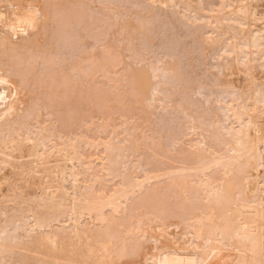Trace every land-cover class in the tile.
Returning a JSON list of instances; mask_svg holds the SVG:
<instances>
[{
    "label": "bare ground",
    "instance_id": "obj_1",
    "mask_svg": "<svg viewBox=\"0 0 264 264\" xmlns=\"http://www.w3.org/2000/svg\"><path fill=\"white\" fill-rule=\"evenodd\" d=\"M151 1L148 0L147 3L151 2ZM153 1H155V0H153ZM153 1H152L151 7L148 5L149 10H150V8H152L153 11H156L155 9L157 7L155 9H153V6H154ZM156 1L159 3L158 7L160 9L164 8L165 11H163V9H162L161 12H163L164 15H166L165 17L167 18V20L170 21V23H169L170 25L172 24L176 28L179 27V28H177L179 30H180V28H183V30H182L183 33H184V29H190L191 35L193 34L195 36V39L191 38V36H189V35H188V37H190L194 43L196 41V44H195L196 48L198 46V48H200L199 50L202 49V52L200 53L201 58H202V56H204L205 57L204 59H207V61H206L207 63L203 62V64H200L201 68L205 63V65L207 66V70L213 69L215 72H213V75H212L213 79L210 78L211 83L208 80L209 78L207 79L206 77H205V79H207L208 81H207V83H205L206 81H205L204 77L201 76L203 78H200V79L198 78L199 80L195 84H192V82L195 79H192V81H190L191 79L190 80L188 79L189 75H188V71H186V69H185V71L187 72L186 75L188 76V78L185 75H184V77H186V78H183V74H185V73L181 72L179 69L180 67H181V70L184 69L181 65L182 63L180 64L181 66H179L180 62H178V65L175 62L174 63L163 62L161 66H158L159 67L158 68L155 65H153V64H155L153 61V64H152L153 67L151 65H150V67L148 66L150 69L149 68H147V69H149L150 71H147L146 68L144 69L141 66L140 60H139V63L136 62L137 64H135V66L140 64L141 67H137L135 70H132V73L129 72V73H131L130 76L125 74L126 78H124V79H127V77H129V78L131 77L130 80L128 78V80H126V81H128L130 85L134 86V89H133V86H131V87L129 86V87L131 89H133V92H134V90L136 91V94H137L135 97V98H137L136 100L139 101V99H140L139 103H138V101L136 102L137 107H138V104H140V106H141L142 102L144 103V100L145 101L147 100V102L150 101V102H148V105H150L149 108H151V106L153 107V105H151L149 103H152V102L156 103V101H157V103H158V101H160V102L162 101L164 103H166V101H167L168 103H166V105L167 104L170 105L169 104L170 101L172 102L174 99L172 100V98H171L170 101H168V99L171 96L173 97V95H170V97H169V94H166V93H165V95H168V96L163 95L162 90H161V88H163V86L162 85L159 86V83L163 82L162 79H164L166 77L167 79H169V78L171 80L173 79L172 82L170 81L171 83H169V81L167 80L168 83L171 85V86L169 85L170 86L169 88H172V89L176 88L177 90L179 89L178 92H176L177 90H175V93H179L180 90L183 89L184 92L188 90V93L190 92V94L192 96L196 97V101L190 100L189 101L190 104L188 105V107L186 106L187 109H189L190 113L191 112L192 113H198V114L203 113V115H204L205 112L206 113L208 112V114H209V117L208 116L206 117L207 120H206V118L204 119V117L199 114L201 117H203L202 119H204L205 122L207 121L206 123H209V121L211 123V124H207V126L209 125V127L210 126L212 127L211 128L212 130H209L210 129L209 127L206 128L207 131L209 132L208 135H206L207 131L205 132V135L202 132H200L202 130L200 124L203 123V126H204L203 130H205V127H207V126H205L206 124L203 122L204 120H202L201 118H198L195 120V122H196L197 120L199 121L201 119L202 122L197 121L198 126H196L194 124L193 125V127L195 126L194 130L192 129L193 127L189 126L190 124L188 125L189 127H187L188 130L189 129L192 130V131H189V133H190L189 135L192 136V138H193V136H195L193 139L190 138L191 140H189V138H188V140L191 142L190 143L191 145L190 144H187V145H189L190 147L194 146L193 149L196 148L195 150L199 151V154H198V152L196 153V151H191V152L196 153L197 156L196 155L194 156L193 153H192V155H193L194 159L195 160L197 159V160L195 161V160L191 159L192 160L191 163L193 161H195V162H193L192 164L190 163L189 166H188V164H185V162H183L184 164H182V166L181 165L180 166L174 165L175 166V167L173 166L174 168L179 167V168H176L174 170L172 167H169L170 169H168V168H167V170L162 169L164 171H162L160 169V171H158L159 166L158 167L156 165L153 167L150 166L151 168H155V170L157 169L158 172H156L154 174H149L147 172H149L151 170V168L149 169V171L146 170L147 172L143 173L142 171H140L141 169H139L140 166L138 167L139 163L138 164H137V162L134 163V158L136 156L140 155L138 153H140L141 150L142 151L144 150V149H142L143 143H144V146L146 145L145 139L139 138L140 136H143V135H141L140 132H139L140 135L138 136L139 139H137V137L136 138L134 137L133 134L135 133V130H136L134 125L131 127H127L125 129L123 128L124 131H123V129L121 130V133H124V134H122V135H124L122 138L118 136V134H120L119 133L120 130H118V134L117 133L114 134L113 133L114 129H112L111 130L112 132L111 131L110 132L114 135L111 136V134H108L109 136H111L110 138L105 136V138H109L107 140H105V138L100 139L102 137L101 135L99 136V138H96V140L89 139L90 138V137L88 138L89 135L86 137H85V135H83V136L78 135V137L76 136L77 138H73L74 135H73V137H72V135H70L71 136L70 138L66 135L67 139L65 138V139L60 140L59 134H57L58 136H56V132H54L55 128L54 129L52 128L53 131L51 130L52 132L49 133L50 128L48 129L47 126H49L51 124L50 121H52V123H53V120L49 121L47 118V120L50 122V124L46 125L45 123H47V120L45 123H44V121H41L42 115H41L40 111L37 108H35L34 106H32V107L37 109L38 112L36 111L35 112L36 114L34 113L35 116L33 117V115L30 113V111L32 112V107H31L32 104L30 103V105H29V103H28L29 108L31 107L30 110H29L27 105H25V106L23 105L25 100H27V98L29 97V94L27 91L30 89H28V88H30L32 86H36L34 88L32 87L34 89V91L37 92L35 95L39 94L37 88H39V90L42 91V92H40L41 95L43 94V92H44V94L47 93L46 89L48 87L47 84L49 85V83L47 82V84H46L45 79L48 80V78H50V74H52V73H50L49 76L45 74L46 77H48V78H43L45 75L41 76L40 75L41 73L38 72L39 74H37V75H39L40 77L39 76L35 77L33 75L35 79L39 77L38 79L34 80L33 77L28 78L27 77L28 75H27V73L24 72V70L27 71L26 69L30 68L28 66L32 63L30 61L31 59L33 60V62L36 60L34 58V56H37V55H38V57L42 56V57H40V58H42L41 61H43V58H44V61L48 60V62L47 61L45 62V65H46V63L51 62V61H49V59L51 58V60H52V56L55 57V55H57L56 53H58L60 46H58L59 48H57L58 50L56 51L55 45H57V44L54 45V43H55L54 40H56L58 37L54 39L53 33L49 34L48 31L51 32V30H48V29L51 27H55L54 29H56L57 26L58 27L62 26L61 23L64 24V22H67V19L64 21L63 11L61 10L62 7L63 8L65 7V6H63L65 1L64 0H40V1L38 0V2H36V0H0V264H126L128 262H131V260L133 261V259H136V257L141 255L138 252H135V253L133 252V251H136L137 246H139V244L137 245V241H136L138 238L141 240L146 239V240L151 242V243L149 242L151 244L149 246V244L148 243L146 244V241H145V245L146 246L148 245L150 250L149 249L147 250L145 248L146 246H144L146 251H143L142 252L143 255L140 256V258L142 256H143L142 259L144 258L143 261L141 259V261H142L141 264H264V25H263V23H261V22H264V18H262L260 16H256V14H254V12L256 11V8L259 7V9L260 8L262 9L264 7V0H209V1L208 0H156ZM39 2H41V5L40 4L38 5V9H39V6H41L40 9L42 8V10L41 11L39 10L38 13L39 14L42 13V14H40L41 16L36 12L38 9L37 10L34 9L35 7L37 8L36 3H39ZM72 2H73V0H72ZM118 2H119V0H118ZM80 3H77V5ZM112 3H113V1H112ZM143 3H144V1H143ZM67 4L68 3H66V5ZM132 4H135V3H132ZM138 4H137V6H138ZM32 5H35V6H32ZM140 5L141 4H139V6ZM68 6H70V5H68ZM148 6H147V8H148ZM261 6H263V7H261ZM29 7L30 8L33 7V8L28 11ZM72 7H75V6H72ZM72 7H71V9H72ZM48 8H50V9L53 8V10L51 9L49 11ZM66 8H64V9H66ZM105 8H107V7H105ZM80 9L76 8L74 11V15H75L76 10L78 11ZM136 9H139V8H136ZM160 9H157L158 13H157V11L153 12L151 10L152 11L151 15H150V13L148 14V12H149L148 11L147 12L148 15H146V16H148L149 18L148 17L145 18L146 13H144L143 14L144 17L139 16V19H137L138 18V15H137V18L135 19V17L133 16L134 14L131 12V14H133L132 17L137 22L132 20L131 23L126 24L128 26L125 27V25L124 26L122 25L123 27H125L124 29L127 28V36H125V34H123L124 35L123 36L121 33H124V32L121 31L120 34L123 36L121 39L126 37V40H127V37H128V39L129 38L132 40L136 39V41H137V36L135 39H134V36L135 35H141L142 36L144 34H146V37L149 38L150 33L147 34V32H150L152 29L150 26V27H148L149 29L146 31L148 20L150 18H152L151 19V21H152L154 14L158 15ZM259 9H258V11L260 12ZM32 10L35 11L37 16L34 14V17H29V21H27V19H28L27 16L29 15V13H27V11L32 12ZM46 10L51 12V14L49 12H47ZM57 10H60V11H57ZM145 10H148V9H145ZM52 11H53V15H52ZM54 11H55V13H54ZM94 11H95V9H94ZM60 12H62L60 15L61 17L59 16L60 18L59 17H57V18H58V20H60V22L61 21H63V22L60 23L59 21L56 20V18H55V20H54V18L52 20L51 16L56 17L57 14ZM69 12L71 13V11H69ZM112 12L109 16L112 15ZM127 12H129V11H127ZM43 13L46 15L45 17L43 16L44 15ZM119 13L122 14L124 12H119ZM141 13H143V11ZM47 14L51 17L50 19L48 18ZM105 14H107V13H104V15ZM136 14H137V11H136ZM32 15H33V13H32ZM70 15H72V14H70ZM118 15H112V17L116 16V18H117ZM79 16H78V18H79ZM96 16L99 17L98 15H96ZM158 16H161V14H159ZM162 16H163V14H162ZM40 17H42V18H40ZM66 17L67 16L65 15V18ZM102 17L104 18V16H102ZM140 17L143 19H141ZM30 18H32L33 20L34 19L38 20L39 21L37 23L38 25L35 23L36 26H34L35 24H33L32 20ZM130 18H131V16H130ZM82 19H80V20H82ZM107 19H109V18H107ZM113 19H115V18H113ZM119 19H122V18H119ZM30 20H31V23H30ZM70 20H71V18H70ZM84 20L87 21L86 19H84ZM123 20H120V21H123ZM154 20H155V16H154ZM167 20H165V21L167 22ZM108 21H110V20H108ZM258 21L261 24L257 23ZM75 22H76V20H75ZM75 22H72L71 24L75 25ZM164 22L161 23L162 26L165 24ZM59 23H60V25H59ZM78 23L80 24L82 22H78ZM85 23H87V22H85ZM152 23H153V21H152ZM82 24H83L82 26L84 27V22ZM148 24H150V23H148ZM68 25H70V24L67 23V26ZM76 25H78V24H76ZM108 25H110V24L108 23ZM64 26H66V25H64ZM67 26L65 28H67ZM122 26L119 25V27H121V28H122ZM155 26H158V25H155ZM167 26L170 27L169 25H167ZM173 26H171V28ZM42 27H45V28L48 27V29H46L47 31L45 30L43 32V29H45V28H42ZM175 27H173V28H175ZM72 28H74V27H72ZM85 28L86 27H84V29ZM91 28H92V26H91ZM163 28H167V27L164 25ZM163 28H161L162 31L160 30L161 33L167 31V30H164ZM68 29H69V27H68ZM79 29H80V26H79ZM87 29H88V27H87ZM156 29H157V27H156ZM52 30H53V28H52ZM58 30H59V28H58ZM58 30H57V32H55L53 30V32L58 33L59 32ZM64 30H67V29H64ZM77 30H78V28H77ZM115 30H116V27H115ZM119 30H122V29H119ZM173 30H176V29H173ZM173 30L171 31V29H168V32L171 31L170 34L172 35ZM62 31H63V29H62ZM62 31L60 30V33ZM187 31H185V32H187ZM190 31L188 33H190ZM157 32L158 31H156V33ZM177 32L179 34V32H181V31H177ZM62 33H61V35H62ZM84 33H86V32H84ZM91 33H92V31H91ZM162 34H165V33H162ZM56 35H59V34H56ZM65 35H67V33ZM153 35H154V33H153ZM161 35H159V36H161ZM176 35H177V33H176ZM182 35H184V34H181V36ZM69 37L71 38V36H69ZM114 37H115V35H114ZM138 37H140V36H138ZM144 37H145V35H144ZM153 37H155V35ZM166 37H165V35H163V37L160 38L161 41H163L162 38L166 39ZM188 37H187V39H188ZM63 38H64V34H63ZM77 38H78V36H77ZM169 38H171V37L169 36ZM140 39L141 38H139L138 40L140 41ZM150 39H152V38H150ZM103 40H105V38ZM174 40H177V38H175ZM113 41H115V40H113ZM127 41H130V40H127ZM141 41L139 43H141ZM57 42L61 44L60 40ZM100 42H101V40H100ZM116 42H118V41H116ZM120 42H122V41H120ZM130 42H128V45ZM145 42H149V39H148V41H145ZM167 42H172V40L171 41L168 40ZM162 43H164V42H162ZM174 43H175V41H174ZM74 44H72V45H74ZM104 44H106V43H104ZM120 44H122V43L118 42V45H120ZM144 44H146V43H144ZM149 44H147V45H149ZM170 44L172 46V45L178 44V42L176 44H172V43H170ZM187 44H189V42ZM139 45L140 44H138V46ZM142 45H140L139 47H141ZM70 46H71V44H70ZM130 46L131 45H129L128 47H130ZM155 46H157V44ZM185 46H184V48H185ZM193 46H194V44H193ZM81 47H79V48H81ZM93 47H94V45H93ZM151 47H149V48H151ZM62 48H64V47H62ZM62 48H61V50H62ZM66 48H65V50H66ZM165 48H167L166 45H165ZM198 48H197V50H198ZM52 49H54L56 51V53H53L55 55H52V56L50 55L51 56L50 58L45 59V56L46 57H49V56L44 55V53H48V51H49V53H48V55H49V54H51L50 51ZM144 49H148V47L144 48ZM172 49L175 50V46ZM187 49H189V48H187ZM187 49H185V50H187ZM105 50L106 49H104L103 51L108 53V50H106V51ZM193 50H194V48L192 49V51ZM195 51H196V49H195ZM60 52H62V51H60ZM82 52H83V50H82ZM116 52H117V50H116ZM198 52H200V51H197V53H196L197 55L199 54ZM130 53H131V51H130ZM152 53H154V50ZM189 53H191V51ZM71 54H72V51H71ZM177 54H179V53H177ZM43 55H44V57H43ZM105 55H107V54H105ZM176 55H174V52H173V55H171L173 57H169V58L173 59L174 57H177ZM197 55H196V57H197ZM58 56H59V53H58ZM89 56H90V54H89ZM112 56H114V55H112ZM169 56H170V54H169ZM179 56H180V54H179ZM179 56L177 57L178 59H179ZM106 57H108V56H106ZM109 57H111V55H109ZM56 58L58 60V57H56ZM104 58H105V56H104ZM180 58L182 59L183 57H180ZM201 58H199V56H198L199 60ZM73 59H71V61H73ZM81 59H79V60H81ZM109 59L110 58L107 59L109 61L108 63H110ZM150 59H148L147 62L150 61ZM198 59H197V61H198ZM69 60H70V58H69ZM84 60L81 63H84ZM89 60L91 61V58L88 59L87 61H89ZM113 60H111V61H113ZM135 60L133 59V62ZM177 60L174 59V61H177ZM201 60H203V59H201ZM201 60H200V63L202 62ZM25 61L27 62V66L25 65L26 64ZM28 61H30L31 63ZM120 61H121V59H120ZM157 61L155 60V62H157ZM167 61H169V60H167ZM105 62H106V60H105ZM160 62L161 61H159V63ZM193 62L195 63V58H194ZM28 63H30V64H28ZM39 63H42V62H39ZM56 63H55V65H56ZM63 63H62V65H63ZM94 63H95V60H94ZM98 63H99V67H100V62H98ZM98 63H97V65L94 64L95 66H97V68H98ZM113 63H111V64H113ZM115 63L119 64V62H115ZM142 63H144V61ZM186 63H187V61L185 62V65H186V66H184L185 68H187ZM196 63H198V62H196ZM32 64H34V63H32ZM84 64L86 65L87 63L85 62ZM89 64H90V67H92L91 70L93 71V68L95 69L96 67H93L94 65L91 62L88 63V66H89ZM120 64H121V62H120ZM35 65L36 66L38 65V61H37V64L35 63ZM35 65H31V67L34 66V69L30 68L29 74H31V72H30L31 69L33 71L35 70V68H36ZM50 65H53V63ZM75 65H77V64H75ZM102 65H101V69H104V70L106 69V71H107L108 68L105 67L106 65L104 66L105 68H103ZM183 65H184V61H183ZM193 65H195V64H193ZM46 66H48V65H46ZM72 66H74V65H72ZM40 67L44 68L43 66H40ZM60 67H63V66H60ZM39 68L37 71H39ZM70 68L72 70H75L74 68H76V67L72 68L70 66ZM78 68H80V67H78ZM78 68H76L77 71L79 70ZM151 68H153V69H151ZM13 69L17 70V73ZM57 69L55 70V72L57 71ZM59 69L61 70V68H59ZM81 69H80V72H81ZM101 69H98V70H101ZM198 69H199V67H198ZM42 70L43 71H41V72L44 73V69H42ZM49 70L50 69H48L47 71H49ZM72 70L70 71V73L72 72ZM86 70L83 69V71L81 73L78 72L79 75L82 73L84 74L85 72L88 73L87 71H89V72L91 71L90 68H88L87 71ZM189 70H191V69H189ZM193 70H194V67H193ZM193 70H191V71H193ZM205 70L206 69H204L203 71H205ZM75 71H73V72H75ZM109 71H111V70H109ZM113 71L114 70H112L111 74H113ZM10 72L11 73L15 72V73L10 74ZM35 72H36V70H35ZM35 72L32 74H35ZM95 72L97 73V70ZM121 72H122V70H121ZM126 72H124V73H126ZM24 73H25V75H24ZM45 73H47V72H45ZM66 73H67V71H66ZM75 73L72 75H75L78 77L81 76V78H82L83 75L79 76V75H76ZM104 73H105V71H104ZM104 73L99 72V75L104 74ZM108 73H110V72H108ZM129 73H127V74H129ZM191 73L189 72V74H191ZM200 73H202L201 70H200ZM13 74H16V75H13ZM17 74H19V76H17ZM54 74H56V76L60 75V74L64 75V71L60 72L59 74L53 73L51 75V76H53L52 78H54ZM90 74L91 73H89V76H90ZM92 74H91V76H92ZM68 75H69V72H68ZM120 75L122 76V74H120ZM16 76H17V78H16ZM30 76H32V75H30ZM56 76L54 79L55 80L60 79L57 81L59 83V81H61V77L57 76L58 77L57 78ZM94 76H95V73L92 76V78ZM124 76H122V77H124ZM25 77H27L28 79H26ZM67 77H65L66 78L65 79L64 76H62V81H64L63 84L67 83V82L71 83V81H72V83H73V81L75 83V79H77V78H74V76H72L73 77L72 80H70L69 78L67 80ZM106 77H108L107 74H106ZM191 77L193 78V76H191ZM207 77H211V76L208 75ZM87 78H88V75H87ZM89 78L90 79H88V80L90 82L92 80V78L91 77H89ZM97 78H98V76H97ZM101 78H103V77H101ZM154 78H158V80H156ZM160 78H162V79H160ZM29 79H31V80H29ZM50 79H49V81H50ZM54 79H51V83H53L52 80L54 81ZM107 79H110V78L108 77ZM83 80H84V78H83ZM113 80H114V78L112 79V81ZM43 81L45 82L46 85L44 84ZM79 81L80 80H78V82ZM42 82H43L42 85L45 86L44 89L46 91L40 89L42 86L38 85V84H41ZM54 82H55V85L58 84V83H56V81H54ZM78 82H76L75 85ZM83 82L87 83L85 81H83ZM92 82H94V81L92 80ZM97 83H99V82H97ZM71 84H70V86H71ZM125 84H126V82H125ZM155 84H156V86H159L161 88L156 87ZM30 85H32V86H30ZM59 85H60V83L58 84V86H56L57 89L59 88ZM64 85L69 86L67 84H64ZM72 85L74 86V84H72ZM77 85H76V87H77ZM83 85H81V87ZM102 85H105V84H102ZM24 86L25 87L27 86V88L25 89ZM37 86H39V87H37ZM52 86H54V85L52 84ZM61 86H62V88L65 87V86L63 87L62 83H61ZM61 86H60V89H62ZM50 87H51V84H50ZM106 87H107V85H106ZM127 87H128V85H127ZM127 87H125V88H127ZM129 87H128V89H129ZM155 87L159 88L161 91H158ZM165 87L167 88V86H165ZM177 87H180V88H177ZM69 88H71V87H69ZM75 88H72V89L75 90ZM172 89H171V91H172ZM67 90L68 89H66V94H67ZM93 90L94 89H92V91ZM107 90H109V89H107ZM32 91L33 90L31 89L29 93L34 94L35 92L33 93ZM171 91H169V92H171ZM53 92H55V91H53ZM70 92H71V90H70ZM129 92H131L130 89H129ZM163 92H164V90H163ZM80 93H79V96H80ZM89 93H91L90 90H89ZM117 93H119V92H117ZM167 93H168V91H167ZM175 93H174V95H175ZM180 93H182L181 95H179L180 97L182 95H184L182 91ZM40 94L36 97H39V98L45 97L44 94L42 95V97H40ZM66 94L64 95V97L66 96ZM190 94H188L187 97ZM54 95H55V93H54ZM54 95H52L53 98H55V96H57V95L59 96L60 94L58 92L57 95H55V96ZM69 95H71V93ZM85 95H86V93H85ZM89 95H91V94H89ZM81 96H84V95H81ZM98 96H99V91H98ZM107 96H108V94H107ZM107 96H106V98H107ZM117 96H118V98H120L119 95H117ZM47 97H49V96H47ZM84 97H86V96H84ZM95 97H97V95ZM165 97L166 98L169 97V98L165 99ZM185 97H186V95H185ZM33 98L34 97L30 98V100ZM46 98H44V99L49 101V102L51 100H54L52 98H47V99ZM88 98H90V97H88ZM91 98H92V96H91ZM44 99H42V100H44ZM57 99H59V98H56V100ZM61 99L64 100V98H61ZM93 99L96 100L95 98H93ZM108 99L109 98H107V102H108ZM38 100L39 99H37V102H38ZM78 100H80V99H78ZM84 100H86V99L83 98V101ZM104 100H105V98H104ZM141 100H142V102H141ZM187 100H188V98H187ZM201 100L203 101L204 104L206 103V106H207L203 110H200L202 108V107H200ZM31 101L33 102V100H31ZM47 101H45V102H47ZM58 101H61V100H58ZM116 101H117V99H116ZM179 101L180 100H178V104H179ZM51 102H53V101H51ZM55 102L56 101H54L52 103V106L55 104ZM88 102H89V99H88ZM104 102L105 101H103L101 104H103ZM25 103L27 104V101ZM81 103H84V102L81 101ZM92 103L91 104L89 103L90 106H92ZM99 103H100V100L98 101V104ZM42 104H41V106L45 105V103L43 105ZM65 104H66V101H65ZM145 104H147V103H145ZM187 104H188V102H187ZM35 105H36V103H35ZM95 105H96V103L93 106H95ZM148 105H147V107H148ZM160 105H158V106H160ZM26 106H27V108H26ZM57 106L58 105L55 104V107H57ZM98 106H100V105H98ZM142 106H144V105L142 104ZM176 106L178 107L179 105H176ZM180 106L178 107V109L180 108ZM44 107L45 106H43V108ZM46 107L51 109V107L49 106V103H48V106L46 104ZM100 107L98 108L99 110H100ZM121 107H123V106H121ZM182 107H183V105H182ZM186 107H185V109H186ZM203 107H205V106H203ZM38 108H39V106H38ZM48 108H47V110H48ZM104 108H107V106H105ZM25 109H28L29 113L32 115V117L34 119V121H33L34 124L33 123L31 124V122H30V124L27 123L28 111H26ZM55 109L56 108H53V110H55ZM94 109L98 110L96 107ZM166 109H167V107H166ZM175 109H177V108H175ZM101 110H102V108H101ZM103 110L105 111V109H103ZM163 110L164 109L162 108V111ZM182 110L185 112L184 109H182ZM57 111H58V109H57ZM57 111H55V112L53 111L54 114L52 113V115H55V113H57L56 116L53 117V119L55 117H58L61 120L64 119L63 117L61 118V116L58 114ZM73 111L71 114H75V112H73ZM78 111H80V110H78ZM87 111L89 112L90 110H87ZM150 111H151V109H150ZM157 111H154V112H157ZM166 111L169 112V109ZM43 112H44V109H43ZM48 112L49 111H47L46 114L50 115L49 117H51V111H50V113H48ZM61 112L62 113H60V114H63L64 110ZM135 112H137V111H135ZM171 112H172V110H171ZM174 112L177 113V110ZM186 112L188 114L187 118L192 117V116H190L192 113L189 114L188 110ZM11 113H13V114L11 115ZM102 113H100V114H102ZM179 113H181V112L179 111L178 114ZM14 114H15L14 118H16V119L13 118L14 120H12L11 116L13 117ZM46 114H45V117H46ZM90 114H89V116H90ZM161 114H164V112ZM178 114L176 115L177 118H178ZM184 114L186 115V113H184ZM210 114L213 117V118L211 117V120H210ZM57 115H59L60 117ZM183 115H182V117H183ZM205 115H207V114H205ZM133 116L135 117V115H133ZM156 116H158V115H156ZM102 117H104V116H101V118ZM105 117H106V119H105ZM105 117H104V119H105V121H107V116H105ZM125 117H126V115H125ZM134 117H133V119H134ZM173 117H175V116L173 115ZM167 118H169V117H167ZM183 118L186 119V117H183ZM43 119L44 118H42V120ZM56 119H54V121ZM60 119H57L56 121L59 120L58 122L60 123V121H61ZM104 119H102V120H104ZM30 120H32V119H28V121H30ZM66 120L68 121V119H66ZM66 120H64V121H66ZM84 120H85V117H84ZM172 120H175V118H173ZM192 120H194V117ZM69 121L71 123L70 119H69ZM72 121H73V119H72ZM109 121L111 122V118ZM97 122H98V120H97ZM118 122H119V120H118ZM83 123H85V122H83ZM128 123H129V121H128ZM137 123H138V121L135 124H137ZM81 124L82 123H80L79 126H81ZM89 124H90V122H89ZM93 124H92V126H94ZM104 124H105V122H104ZM130 124H132V122ZM184 124H182V125L184 126ZM63 125L64 124L62 123V125L57 126L58 130H59V127L63 126ZM72 125H73V123H72ZM85 125H86V123H85ZM85 125H84V127L87 126V125L86 126ZM97 125H99V126H97V128L99 129V132L100 131L105 132L106 129H105L104 125H102V124H97ZM113 125H114V123L112 124V126ZM92 126H90V127H92ZM112 126H110V127H112ZM119 126H121V125H119ZM125 126L126 125L124 124V127ZM183 126H181L182 129L185 128ZM65 127L68 128V125ZM90 127L89 128L86 127V129L84 128L83 131L87 130L89 132L88 129H90ZM136 127H137V125H136ZM113 128H115V127H113ZM196 128L197 129L200 128L201 130L198 131ZM62 129H66V128L62 127ZM94 129H96V127ZM176 129H177V127H176ZM92 130L90 131L91 138H92ZM184 130H186V129H184ZM73 131L74 130H72V132ZM94 131H96V130H94ZM107 131H109V130H107ZM142 131L143 130H141V132ZM210 131H212V132H210ZM181 132H182V130H181ZM80 133H78V134H80ZM105 133H107V132H105ZM184 133H185V131H184ZM72 134H74V133H72ZM186 134H185V137H189V135L187 134V136H186ZM174 135H176V134H174ZM174 135H173V139H174ZM181 136H184V135H181ZM55 137L56 138L58 137V141H56ZM97 139H99V140H97ZM177 139H178V137H177ZM141 140H143V142ZM189 141H188V143H189ZM177 142H178V140H177ZM148 144H150V143H148ZM151 144H152V142H151ZM157 145H159V144L157 143ZM172 145H174V143ZM216 145H217V148H220L219 150H217V148L215 149ZM81 146L85 147V149H86V147L89 148L88 150H90V151L88 153L90 156L88 154H85L86 151H88V150H85V152H83L84 149L81 151H78V148H80ZM146 146H148V145H146ZM186 146H184V147H186ZM150 147H151V145H150ZM147 148H149V146ZM153 148H154V145H153ZM186 148L188 151L189 147H186ZM92 149L98 150V152H100L101 155L95 157L94 154H96V153H94V152H97V151H92ZM169 149H171V148H169ZM178 149H180V148H178ZM152 150L153 149H151V151ZM173 150H174V148H173ZM91 151L93 153L94 158H90V157H92V155L90 154ZM82 152H83V154H82ZM154 152L156 153L157 151H154ZM180 152L182 153L183 151H180ZM146 153H148V152H146ZM142 154L145 155V153H142ZM182 154H184V153H182ZM87 155L89 157H86ZM172 155H173V153H172ZM179 155H177V157ZM50 156H55L56 158L51 160ZM174 156L175 155H173L172 157H174ZM188 157H189V154H188ZM158 158H160V156ZM161 158L163 159V157H161ZM180 158H182V157L180 156ZM183 158L185 159V157H183ZM137 159H138V157H137ZM140 159H142V158L140 157ZM143 159H145L144 161H146L149 158H147V159L143 158ZM176 160L179 161V159H176ZM176 160H174V161H176ZM186 160H189V159H186ZM139 162H140V160H139ZM179 162H181V161H179ZM187 162H189V161H187ZM147 163H149L148 160H147ZM159 163H160V161H159ZM125 165H126V167H125L126 169H124ZM143 165H144V163H143ZM167 165H169V164H167ZM171 165H173V164H171ZM184 165H186V166H184ZM190 165H192V166H190ZM121 166L123 167L122 168L123 170L120 168ZM145 166L146 167H141V168H148L147 165H145ZM8 167H10V169H11L10 173L5 172V170ZM94 167L96 168V171H95ZM162 167H160V168H162ZM164 168H166V167H164ZM155 170L152 172H155ZM92 171H94V172H92ZM97 171H99L100 173ZM143 171H145V170H143ZM82 172L85 174H82ZM92 173H93L92 178L94 180L97 179V177L94 178V175L97 176L98 174H99V176H98L97 180H100L99 178L102 176L101 173L109 177V179L104 178L105 180H111V179L115 180V178H116V179H118L117 180L118 182L116 181L117 185L114 183L115 181H113L114 184H112V185H115V186H113V187L111 186L112 187L111 188L108 185H104V186H107V188L102 190L101 187L99 188L97 186V185H103L104 184L103 183L104 180L102 179V182H100L101 181L100 180L99 183L96 184V187H95L96 189L94 190V188L91 186V185H95V184H93L94 181H93V179L91 180V178H88V177H90V175ZM86 174H88V176ZM79 175H81V176L79 177ZM83 175L88 179V183L85 182L87 180L86 178H83V179H85V181L82 179ZM162 176H164V178L166 180L168 178L169 181L177 180V183H179L178 186L175 188L177 183H176V185H175V183H173L174 185L172 184V186L174 188L169 189V187H171L170 186L171 182H169L167 180V182L170 183V184L169 183L167 184L169 187L166 184L161 185V188H162V186H165V189H163L164 188L163 187L162 191L166 190L162 193L161 189L159 188V186H160L159 184H162V181H164V178ZM167 176H169V177H167ZM161 177L163 179H161ZM175 177H177V179H175ZM152 179H159L162 181L158 180L157 183H159V184L157 186V184H156L157 180L156 181L153 180L155 182L153 185H152V183L151 184L148 183ZM97 180H96V182H98ZM80 181H84V182H81V184L83 183L81 186L82 190L80 189L81 188L80 185H78V182L80 184ZM90 181H92L93 183L91 184ZM164 182L166 183V181H164ZM89 183L91 185H89ZM101 183H103V184H101ZM146 183L152 185L153 187L156 185V187L158 189L157 188L153 189V192H152L151 188H153V187H150V189H148L149 190V192H148V190H146L147 187L144 186V184H146ZM104 186H102V188H104ZM166 186L168 187V189L170 191H171V189H173V191H172L173 193L170 192L169 194H173L175 197H176V195H178L181 192H182L181 194L184 196L185 193L190 188L193 189V193H191V194L193 195L195 193V195H193L194 197L192 195H191L192 198L187 199L186 198L187 196L186 197L184 196V197L187 199V201L191 200V203L195 204V202L197 201L195 199H197L200 196L198 198L197 202H198L199 206L201 205L200 207H198L197 202H196V205L198 208L196 207V209H195L196 211H194L195 213L191 214V216L189 215V217H188V215H187L188 218L187 217L185 218V216H183L184 213L182 215L181 211L179 212L180 217L178 216L179 214L177 215L178 212L173 213V211H175V207H172L171 209L174 208V210H172V212L171 211L170 212H171L172 216H174V218L171 215L169 216V218L171 217L173 219L172 220L170 218L171 221H173V223H174L173 231H177V232L170 231L171 234L166 229V227H168V226L170 227V224L167 226H163V225H166L168 223H171V221H169L168 217H166V218H168V219H166L167 221H164L165 215H163L162 213H164L165 210L168 212V210L166 208H170L172 206V205H170V202H172L171 200L174 198L173 201L174 200L176 201V198L173 195L172 196L168 195L169 197H173L170 200V198L166 195L167 193H165V192L169 191V190L167 191ZM143 188H145L144 191L147 192V193L143 192L146 197L144 196V194H142V197L141 196L139 197L138 195H140V194L138 193V191L143 190ZM99 189H101V190H99ZM107 189H108V191H106ZM159 189H160V191H159ZM136 191H137L138 195H135ZM154 192L155 193L157 192V193L153 194ZM188 192H192V191H188ZM148 193H150L152 195H150ZM158 193H160V194H158ZM147 194H148V196H147ZM186 194H190V193H186ZM134 195H135V197L133 199H134L135 203L133 202V199H131ZM149 195H150V197H149ZM157 195H158V197H156ZM159 195H160V197L162 195L161 198H163V199H160ZM136 196H138V198ZM154 197H156L155 198L156 201L159 199L157 202H155L156 204H154V201H155ZM164 197H165V199L169 198L168 199L169 201L167 199L165 200ZM195 197H197V198H195ZM145 198H147L148 200H146ZM185 198H184V200H186ZM130 199L132 200L133 204H131L132 202L129 201ZM135 199H137V200H135ZM138 199H141V200L138 201ZM153 199H154V201H153ZM182 199H183V197H182ZM199 199L203 200V202H200ZM151 200H152V202H150ZM143 201H145V203ZM164 201L168 202L166 205H163V206H165L164 207L165 209L161 207L162 204H165ZM128 202H130L129 203L130 206H129ZM146 202L150 203V204L146 205ZM182 202L183 201H181V204H182ZM199 202H200V204H199ZM172 203L174 204V202H172ZM183 203H186V202H183ZM140 204L143 205L144 207L140 206ZM179 204H180V202H179ZM131 205H132V208H131ZM133 205H134V207H133ZM188 205H189V203H188ZM191 205H193V204H191ZM203 205L205 206V208ZM139 206L142 210H140ZM177 206H179V205H177ZM136 207L140 211H138V209ZM155 207L157 208L156 210H155ZM182 207L185 208L184 205ZM130 209H132V210H130ZM133 210H135L136 213L131 214V211H133ZM119 212H121V214L122 213H124V214L126 213V214H125V216H123L124 214L121 215V217H120L121 219H118V217H116L115 215H117ZM167 212H165V213H167ZM192 212H193V210H192ZM160 213L162 216L160 215ZM129 215H132V216H129ZM151 215L153 217L157 216L156 219H159L161 221L163 220V224L161 225V221L159 223V221L155 220L153 217H151ZM175 215H176L177 220L175 219ZM118 216H120V215H118ZM158 216L159 217L161 216L160 218H162V219L158 218ZM166 216H168V213L166 214ZM152 218L155 220V222L157 221L159 224H156L154 221H152V224H151V220H153ZM83 219L84 220L85 219L92 220L93 224L96 222V224H98L100 226L98 229H95L96 226H95V228L90 227L91 230L86 227V229H87L86 230L84 225H83ZM114 219H117V220H114ZM178 220H179V223H178ZM93 221H95V222H93ZM173 223L171 224V226L173 225ZM81 225H83V226H81ZM70 226H73V227L70 228ZM155 226L156 227L160 226V227H159V229H157ZM162 226L164 228H162ZM76 227H81V228L84 227L82 229H84L85 231L84 230L79 231L78 229H81V228L77 229ZM160 228H162V229H160ZM171 228L172 227H170V229ZM175 228L177 230H175ZM153 229H155L156 231H154ZM163 229L166 230V232ZM160 230H161V232H158ZM162 231H164V232H162ZM80 233H82V234H80ZM175 233H177V234H175ZM124 235L127 238H128L127 235H129V238H133V241H131L130 243H128V241H127V243L129 245L128 244L126 245L125 242H123L124 240L126 241V239H127V238L123 237ZM169 236H172V237H169ZM123 238H124V240H122ZM134 238H137V239L135 240ZM170 238L171 239L175 238V239L171 240ZM141 240H138V243H140ZM165 243L168 245L170 243V244H172V246L169 245V247H168V245L166 246ZM141 245L142 244H140V248L143 249V246H141ZM136 264H137V262H136ZM139 264H140V260H139Z\"/></svg>",
    "mask_w": 264,
    "mask_h": 264
},
{
    "label": "rangeland",
    "instance_id": "obj_2",
    "mask_svg": "<svg viewBox=\"0 0 264 264\" xmlns=\"http://www.w3.org/2000/svg\"><path fill=\"white\" fill-rule=\"evenodd\" d=\"M40 1V0H39ZM65 1V3H64V5L63 6H65L64 8H66V9H64L63 7L61 8V10L63 11V18H64V21L67 19V22H64V24L63 23H61V22H63V21H61L60 22V20H58V18L57 17H59L60 15H61V13L62 12H60V13H56L57 14V16L56 17H54V16H51L52 17V20H53V18H54V20H55V18H56V20L57 21H59L60 23H61V27L59 26H57V28L56 29H54L55 27H51V28H49L48 29V27L47 28H45V27H42V28H45V29H43V32L46 30V29H48V30H51V32L50 31H48L49 32V34L51 33H53V35H54V39L55 38H57L56 40H54V45L55 44H57V45H55L56 47V51L58 50L57 48H59L58 46H60V48H59V50H58V53H59V56H58V53H56V51L54 50V49H52L51 51H50V53L51 54H49L48 55V53H49V51H48V53H44V55H47V56H49V57H46L45 56V59L47 58H50L52 55H55V54H53V53H56L57 55H55V57L54 56H52V60H51V58L49 59V61H51L50 63H46V65H48V66H46L45 65V62L47 61L48 62V60H46V61H44V58H43V61H41V59L42 58H40V57H42V56H40V57H38V55L37 56H34V58L37 60L38 58V65L36 66L35 65V63L37 64V61L35 60L34 62H33V60L31 59L30 61L32 62V63H34V64H32L30 61H28V62H30V63H28V64H30L28 67H30V68H33L34 69V66L33 67H31V65H35V70H36V72H35V70L33 71L32 69H31V74H29V69L26 67L27 66V62L25 61V67L27 68L26 70L27 71H25L24 70V72L25 73H27V77L29 78H31V77H33L34 78V76L36 77V76H39V75H37V74H39V73H41L40 75L41 76H43V75H48L49 76V74L50 73H57V74H59L60 72H62V71H64V75H57V76H59V77H61V81H59V83H60V85H59V88L57 89V87L56 86H58V80H60V79H54L55 78V76H56V74H54V78H52L53 76H51L52 74H50V78L51 79H54V81H56V83H58L57 85H55V82L52 80V82L53 83H51V79L50 78H48V77H46V75L43 77V78H48V80L47 79H45V82H46V84H47V82L49 83V85L47 84V91L44 89V85H42L43 84V82L41 83V84H38V85H41L40 87V89H42V90H45L47 93H45L44 94V92H43V94H44V96L45 97H42V95L40 94V92H42L41 90H39V88H37L38 89V92H39V94H40V97H42V98H39V97H36V96H38V95H35L37 92H35L34 91V87H36V86H32V85H30V86H32V87H30V88H28V89H32L33 91V93L34 94H30L29 92H30V90H28L27 92H28V94H29V97L30 98H32V97H34L33 99H31V100H33V102L30 100V98L28 97L27 98V100H25V102L27 101V104L24 102V106L25 105H27L28 106V108H29V105H30V103L32 104L31 105V107L32 106H34L35 108H37L39 111H40V113H41V115H42V118H44L43 120H42V118H41V121H44V123L46 122V120H47V118H48V120L50 121V120H53V123H52V121H50L51 122V124H50V122L47 120V123H45L46 125L48 124H50L49 126H47L48 127V129L50 130V132L49 133H51L52 131H53V129L55 128V130H54V132H56V136H58L57 134H59V136L61 137H59V139L61 140V139H65L67 136L70 138L71 136L70 135H72V137H73V135H74V137L73 138H77L78 137V135H85V137L86 136H88V138L89 139H93V140H96V138H99V136L101 135L102 137L100 138V139H103V138H105V136L106 137H111L112 135H114V134H118V130H120V134H118V136L119 137H123L124 135H122V134H124V133H121V130L124 128H127V127H131V126H135V133L133 134L134 135V137L136 138L137 137V139H139V138H141V139H145V141H146V145H148L149 146V148H147L148 146H144V143H143V146H142V149H144L143 151L141 150L140 151V153H138V154H140L139 156L142 158V159H140V157L139 156H136L135 158H134V163L135 162H137V164H138V167H139V169H141L140 171H142L143 173H145V172H147V171H149V169L151 168V167H153V166H159L158 167V171H160V169L162 170V169H164V170H167V168L168 169H170L169 167H172L173 168V170L174 169H176V168H179V167H176V168H174L175 166H182V164H184L183 162H185V164H188V166H189V164L191 163V161L192 160H195L194 159V157H193V155H192V153L194 154V156L196 155V153L198 152V154H199V151H196L195 149H193V147L191 146H189V145H187V144H190L191 142L189 141V140H191V139H193L195 136H193V138H192V136H190L189 134V131H192V130H188L187 129V127H193V125L195 124L196 126H198V122L199 121H201V119L204 117V119L208 116L209 117V114H208V112L206 113H204V115H203V113H199L200 115H202L203 117H201L198 113H190V111H189V109H187V107H188V105L190 104V100H192V101H196V97L195 96H192L191 94H190V92L188 93V90L187 91H185L184 92V90L183 89H181L180 90V92L182 91L183 92V94L184 95H182L181 97L179 96V95H181L182 93H175V90H177L176 88H169L171 85L169 84V83H171L172 81H173V79L171 80L170 78L169 79H167L166 77L164 78V79H162V78H160V79H162L163 80V82H161V83H159V86H163V88H161V87H159V86H156V84H155V86L156 87H159V88H161V90H162V93H163V95H165V93L166 94H169V97H170V95H173V97L171 96L169 99L168 98H166L165 97V99H168V101H170L171 100V98H172V102L170 101V105H166V103H168L167 101H166V103H164V102H160V101H158V103H157V101H156V103L155 102H152V103H149V104H151V105H153V107L151 106V108H149V106L150 105H148V102H150V101H148L147 102V100L145 101L144 100V103L142 102V100H141V102H142V104L144 105V106H142V104H141V106H140V104H138V107H137V101L138 100H136L137 98H135L136 97V91L134 90V92H133V89H134V86L133 85H130L129 84V82L128 81H126V80H128V78L129 77H127V79H124V78H126V75H129L130 76V74L132 73V70H135L137 67H143L144 69L146 68V70L147 71H150L149 69V67H150V65L153 67V65H155L156 67H158V66H161L162 65V63L163 62H170V63H177V65H178V62H180L179 63V66H181L182 65V67L184 68L183 70H181V67L179 68L180 69V71L181 72H183V73H185V74H183V78H186V77H184V75L185 76H187L186 74H187V72L186 71H188V75H189V78H188V76H187V78L190 80V81H192V79H195L193 82H192V84H195L200 78H203L204 77V79H205V77L209 80V82H210V78H212L213 76V72H215L213 69H209V70H207V66L205 65V63H204V67L202 66V68H201V65L200 64H203V62H206L207 61V59H204L205 57L204 56H202V58H201V56H200V53L202 52V49L201 50H199L200 48H198V46H197V48H198V50H197V48H196V46H195V44H196V41L194 40L195 39V36L192 34L191 35V31H190V29H184V33L182 32V30H183V28H180V30L179 29H177V28H179V27H175V26H173L172 24L170 25L169 23H170V21L169 20H167V18L165 17L166 15H164V13L163 12H161L162 11V9H163V11H165L164 10V8H159L158 7V5H159V3L155 0V1H153V3H154V6H153V9H155L156 7V11H157V9H160V11H159V14H161V16H158L157 14H154V16H155V20H154V16H153V23H152V21H151V19L152 18H150L149 20L151 21H149L148 20V23H150V24H148L147 22V29H146V31L149 29L148 27H150L151 26V31L150 32H147V34H149V38L148 37H146V34H144L145 35V37L147 38H145L144 37V35H135L134 36V39L136 38V36H137V41H136V39L135 40H132V39H128V37H127V40H132L131 42L130 41H127L126 40V37H124L123 39H121L124 35L123 34H125V36H127V28L126 29H124L126 26H128V25H126V24H128V23H131V21L133 20V21H136V20H134V18L132 17V15L135 17V19L137 18V15H138V18L137 19H139V16H142V17H144V13H146L145 14V18L146 17H148V16H146V15H148L149 13H150V15L152 14L151 12L153 11L152 10V8H150V10H149V6L151 7V5H152V1L151 0H149V1H151V2H149V3H147L148 2V0H119V2H118V0L116 1V0H73V2H72V0H64ZM68 1V2H67ZM76 1V2H75ZM97 1V2H96ZM105 1V2H104ZM112 1H113V3H112ZM143 1H144V3H143ZM209 1V0H208ZM36 2H38V0H36ZM70 2V3H69ZM72 2V3H71ZM81 2V3H80ZM110 4H109V3ZM141 4L140 6H139V4ZM156 2V3H155ZM66 3H68L67 5H66ZM75 3V4H74ZM77 3H80V4H78L77 5ZM103 3V4H102ZM115 3V4H114ZM132 3H135V4H132ZM147 3V4H146ZM37 4V8L35 7L34 9H38V5L40 4L41 5V2H39V3H36ZM74 4V5H73ZM128 4V5H127ZM137 4H138V6H137ZM143 4V5H142ZM68 5H70V6H68ZM77 5V6H76ZM149 5V6H148ZM32 6H35V5H32ZM72 6H75V7H72ZM86 6V7H85ZM94 6V7H93ZM114 6V7H113ZM117 6V7H116ZM147 6H148V8H147ZM40 7L41 6H39V9L36 11L37 13L39 12V10L41 11L42 10V8L40 9ZM70 7V8H69ZM71 7H72V9H71ZM85 7V8H84ZM89 7V8H88ZM92 7V8H91ZM105 7H107V8H105ZM139 8V9H136V8ZM142 7V8H141ZM146 7V8H145ZM261 7H263V6H261ZM33 7H29V9H28V11L30 10V9H32ZM74 8V9H73ZM80 9V10H76V12H75V15H74V11H75V9ZM83 8V9H82ZM87 8V9H86ZM111 8V9H110ZM52 10H53V8H51ZM50 8H48V10L50 11L51 10ZM85 9V10H84ZM94 9H95V11H94ZM100 9V10H99ZM110 9V10H109ZM115 9V10H114ZM143 11V13H141L142 11ZM145 9H148V10H145ZM258 9H259V7L258 8H256V13L254 12V14H256V16H260V17H262V18H264V7L261 9H259L260 10V12L258 11ZM48 10H46L47 12H49ZM84 12H83V11ZM89 10V11H88ZM92 10V11H91ZM137 11V14H136V11ZM152 10V11H151ZM263 10V11H262ZM27 11V13H29V15L27 16L28 17V19H27V21H29V17H34V14L36 15V13H35V11H33L32 10V12H28ZM44 11V10H43ZM57 11H60V10H57ZM56 11V12H57ZM69 11H71V13L69 12ZM73 11V12H72ZM82 11V12H81ZM113 11V12H112ZM127 11H129V12H127ZM134 11V12H133ZM146 11V12H145ZM149 11V12H148ZM156 11H153V12H156ZM68 12V13H67ZM79 12V13H78ZM81 12V13H80ZM107 13V14H105L104 15V13ZM111 12H112V15H118L117 16V18H116V16L114 17H112V15L111 16H109L110 14H111ZM115 12V13H114ZM119 12H124V13H122V14H120ZM131 12L133 13V14H131ZM141 14H140V13ZM147 12H148V14H147ZM32 13H33V15H32ZM45 13V12H44ZM43 13V14H44ZM50 14H51V12H49ZM48 13V14H49ZM54 13H55V11H54ZM67 13V14H66ZM88 13V14H87ZM129 13V14H128ZM139 13V14H138ZM157 13H158V11H157ZM39 14V13H38ZM40 14H42V13H40ZM39 14V15H40ZM47 14V16H48V18L50 19L51 17L49 16ZM55 14V15H56ZM70 14H72V15H70ZM81 14V15H80ZM162 14H163V16H162ZM260 14V15H259ZM262 14V15H261ZM32 15V16H31ZM52 15H53V11H52ZM65 15L68 17H66L65 18ZM70 15V16H69ZM80 15V16H79ZM93 15V16H92ZM96 15H98L99 17H97ZM125 15V16H124ZM158 17H157V16ZM37 16V15H36ZM41 16V15H40ZM44 17L46 16L45 14L43 15ZM78 16H79V18H78ZM83 16V17H82ZM102 16H104V18L102 17ZM108 16V17H107ZM121 16V17H120ZM130 16H131V18H130ZM61 17V16H60ZM59 17V18H60ZM89 19H88V18ZM96 17V18H95ZM102 17V18H101ZM109 18V19H107V18ZM127 17V18H126ZM157 17V18H156ZM162 17V18H161ZM259 17V18H260ZM40 18H42V17H40ZM62 18V19H63ZM70 18H71V20H70ZM83 18V19H82ZM92 18V19H91ZM101 18V19H100ZM111 18V19H110ZM113 18H115V19H113ZM119 18H122V19H119ZM133 18V19H132ZM141 18V17H140ZM149 18V17H148ZM31 20H32V22H33V24H37L39 21L38 20H33L32 18H30ZM61 19V20H62ZM74 21H73V20ZM80 19H82V20H80ZM84 19H86L87 21H85ZM95 19V20H94ZM124 19V20H123ZM141 19H143V18H141ZM157 19V20H156ZM159 19V20H158ZM31 20H30V23H31ZM70 20V21H69ZM75 20H76V22H75ZM108 20H110V21H108ZM120 20H123V21H120ZM165 20H167V22L164 21ZM36 21V22H35ZM99 21V22H98ZM126 21V22H125ZM155 21V22H154ZM160 21V22H159ZM169 21V22H168ZM72 22H75V25H72L71 23ZM78 22H84V27H86L85 29H84V27L82 26L83 24L82 23H78ZM85 22H87V23H85ZM117 22V23H116ZM137 22V21H136ZM162 22H164L165 24V26L167 27V28H163L164 27V25L162 26ZM261 22V21H260ZM60 23H59V25H60ZM67 23H69L70 25H68L67 26ZM90 23V24H89ZM94 23V24H93ZM108 23L110 24V25H108ZM113 23V24H112ZM115 23V24H114ZM257 23H259V21L257 22ZM261 23H263V25H264V22H261ZM261 23H259V24H261ZM36 24L34 25V26H36ZM74 24V23H73ZM76 24H78V25H76ZM112 24V25H111ZM169 25L170 27H168L167 25ZM38 25V24H37ZM64 25H66L67 26V28H65L66 26H64ZM104 25V26H103ZM119 25L120 26H124L125 25V27H123L122 26V28L121 27H119ZM149 25V26H148ZM153 25V26H152ZM155 25H158V26H155ZM74 27V28H72V27ZM76 26V27H75ZM78 26V27H77ZM79 26H80V29H79ZM91 26H92V28H91ZM96 26V27H95ZM109 26V27H108ZM155 26V27H154ZM171 26H173V27H175V28H171ZM64 27V28H63ZM68 27H69V29H68ZM87 27H88V29H87ZM90 27V28H89ZM107 27V28H106ZM115 27H116V30H115ZM156 27H157V29H156ZM52 28H53V30L55 31V32H57V30H58V28H59V32L58 33H55V32H53V30H52ZM77 28H78V30H77ZM100 28V29H99ZM155 28V29H154ZM161 28H163L164 30H167L166 32H162V33H165V34H162L161 33ZM62 29H63V31H62ZM64 29H67V30H64ZM74 29V30H73ZM91 29V30H90ZM108 29V30H107ZM119 29H122V30H119ZM154 29V30H153ZM168 29H171V31L173 30V29H176L177 31H181V32H179V34H178V32L176 31V30H173V32H172V35L170 34L171 33V31L170 32H168ZM60 30L63 32H61L62 33V35H61V33H60ZM83 32H82V31ZM87 30V31H86ZM104 30V31H103ZM106 30V31H105ZM113 30V31H112ZM126 32H125V31ZM161 30V31H160ZM188 30V31H187ZM47 31V30H46ZM65 31V32H64ZM77 31V32H76ZM91 31H92V33H91ZM98 31V32H97ZM108 31V32H107ZM118 31V32H117ZM121 31L122 32H124V33H121ZM156 31H158L157 33H156ZM185 31H187V32H185ZM190 31V33H188ZM47 32V33H48ZM70 32V33H69ZM84 32H86V33H84ZM113 32V33H112ZM118 34H117V33ZM168 32V33H167ZM67 33V35H65ZM77 33V34H76ZM123 35H121V34ZM153 33H154V35H155V37H153L154 35H153ZM167 33V34H166ZM176 33H177V35H176ZM56 34H59V35H56ZM63 34H64V38H63ZM82 34V35H81ZM85 34V35H84ZM100 34V35H99ZM153 36H152V35ZM162 34V35H161ZM181 34H184V35H182L181 36ZM89 35V36H88ZM94 35V36H93ZM105 35V36H104ZM107 35V36H106ZM114 35H115V37H114ZM119 35V36H118ZM158 35V36H157ZM159 35H161V36H159ZM163 35H165V37H166V39L165 38H162V40L163 41H161V37H163ZM188 35L189 36H191V38H194L193 40L195 41V43L191 40V38L190 37H188ZM56 36V37H55ZM60 36V37H59ZM62 36V37H61ZM69 36H71V38L69 37ZM77 36H78V38H77ZM83 36V37H82ZM86 38H85V37ZM91 36V37H90ZM104 36V37H103ZM121 36V37H120ZM138 36H140V37H138ZM169 36L171 37V38H169ZM177 38V40H174L175 38ZM89 37V38H88ZM110 37V38H109ZM118 37V38H117ZM157 37V38H156ZM173 37V38H172ZM186 37V38H185ZM187 37H188V39H187ZM60 38V39H59ZM105 38V40H103ZM139 38H141L140 39V41L142 40L144 43H146V44H144L142 41H141V43H139L140 41L138 40ZM144 38V39H143ZM150 38H152V39H150ZM154 38V39H153ZM61 41V44L60 43H58L57 41H59V40ZM63 39V40H62ZM70 39V40H69ZM75 39V40H74ZM90 39V40H89ZM146 39V40H145ZM148 39H149V42H145V41H148ZM172 40V42H167L168 40L169 41H171ZM190 39V40H189ZM69 40V41H68ZM86 40V41H85ZM100 40H101V42H100ZM108 40V41H107ZM113 40H115V41H113ZM152 40V41H151ZM167 40V41H166ZM180 42H179V41ZM184 42H183V41ZM83 41V42H82ZM97 41V42H96ZM104 41V42H103ZM116 41H118L119 43H122V44H120V45H118V42H116ZM120 41H122V42H120ZM174 41H175V43H174ZM178 42V44H176L177 42ZM57 42V43H56ZM64 42V43H63ZM66 42V43H65ZM128 42H130L129 43V45H131L130 47H128L129 45H128ZM133 42V43H132ZM136 42V43H135ZM162 42H164V43H162ZM189 42V44H187ZM69 43V44H68ZM75 43V44H74ZM99 43V44H98ZM104 43H106V44H104ZM150 43V44H149ZM153 43V44H152ZM162 43V44H161ZM167 43V44H166ZM170 43H172V44H176V45H172L171 46V44L169 45ZM187 45H186V44ZM68 44V45H67ZM70 44H71V46H70ZM72 44H74V45H72ZM84 44V45H83ZM113 44V45H112ZM125 44V45H124ZM133 44V45H132ZM138 44H140V45H142L141 47H139L138 46ZM147 44H149V45H147ZM157 44V46H155ZM159 44V45H158ZM164 44V45H163ZM192 44V45H191ZM193 44H194V46H193ZM63 45V46H62ZM93 45H94V47H93ZM101 45V46H100ZM117 45V46H116ZM147 45V46H146ZM165 45H166V47L168 48H165ZM169 45V46H168ZM179 45V46H178ZM185 46V48H184V46ZM189 45V46H188ZM64 47V48H62V47ZM82 46V47H81ZM90 46V47H89ZM145 46V47H144ZM152 46V47H151ZM162 46V47H161ZM171 46V47H170ZM174 46H175V50L174 49H172V48H174ZM178 46V47H177ZM67 47V48H66ZM79 47H81V48H79ZM93 47V48H92ZM105 47V48H104ZM112 47V48H111ZM118 47V48H117ZM124 47V48H123ZM148 47V49H144V48H147ZM149 47H151V48H149ZM191 47V48H190ZM61 48H62V50H61ZM65 48H66V50L68 51H66L65 50ZM90 48V49H89ZM92 48V49H91ZM103 48V49H102ZM108 48V49H107ZM155 48V49H154ZM177 48V49H176ZM182 48V49H181ZM187 48H189V49H187ZM194 48V52L192 51V49ZM98 49V50H97ZM102 49V50H101ZM104 49H106V50H108V53L107 52H104L103 50ZM170 49V50H169ZM185 49H187V50H185ZM195 49H196V51H195ZM54 50V51H53ZM82 50H83V52H82ZM100 50V51H99ZM105 50V51H106ZM113 50V51H112ZM116 50H117V52H116ZM133 50V51H132ZM149 50V51H148ZM153 50H154V53H152L153 52ZM191 51V53H189L190 51ZM60 51H62V52H60ZM71 51H72V54H71ZM74 51V52H73ZM86 51V52H85ZM112 51V52H111ZM130 51H131V53H130ZM160 51V52H159ZM174 52V55H176L177 53H179L180 54V56H179V54H177L176 56L178 57L179 56V59L177 58V57H174L173 59L172 58H169V57H173V56H171V55H173V52ZM177 51V52H176ZM180 51V52H179ZM186 51V52H185ZM197 51H200V52H198L199 54L197 55L196 53H197ZM66 52V53H65ZM70 52V53H69ZM76 52V53H75ZM80 54H79V53ZM151 52V53H150ZM157 52V53H156ZM172 52V53H171ZM62 53V54H61ZM75 55H74V54ZM113 53V54H112ZM120 53V54H119ZM130 53V54H129ZM182 53V54H181ZM185 53V54H184ZM68 54V55H67ZM70 54V55H69ZM77 54V55H76ZM89 54H90V56H89ZM105 54H107V55H105ZM149 54V55H148ZM155 54V55H154ZM169 54H170V56H169ZM187 54V55H186ZM192 54V55H191ZM195 54V55H194ZM44 55H43V57H44ZM51 55V56H50ZM109 55H111V57H109ZM112 55H114V56H112ZM185 55V56H184ZM196 55H197V57H196ZM65 56V57H64ZM82 58H80V57ZM85 56V57H84ZM101 56V57H100ZM104 56H105V58H104ZM106 56H108V57H106ZM130 56V57H129ZM198 56H199V58H201V59H203V60H201L202 62L200 63V60L198 59ZM56 57H58V60L60 61H58L57 60V58ZM60 57V58H59ZM75 57V58H74ZM89 57V58H88ZM113 57V58H112ZM118 57V58H117ZM137 57V58H136ZM139 57V58H138ZM142 57V58H141ZM149 57V58H148ZM160 57V58H159ZM162 57V58H161ZM180 57H183L182 59L180 58ZM56 60H55V59ZM69 58H70V60H69ZM74 58V59H73ZM87 58V59H86ZM91 58V61L89 60V61H87L88 59H90ZM95 58V59H94ZM108 58H110L109 60H110V63H108L109 61L107 60ZM133 58L135 61L133 62V59L131 60V59ZM151 58V59H150ZM155 58V59H154ZM157 58V59H156ZM159 58V59H158ZM194 58H195V63L193 62L194 61ZM57 62H55L54 60ZM71 59H73V61H71ZM78 59V60H77ZM79 59H81V60H79ZM86 61H85V60ZM95 60V63H94V60ZM114 59V60H113ZM120 59H121V61H120ZM138 59V60H137ZM143 59V60H142ZM148 59H150V61H148L147 62V60ZM174 59L175 60H177V61H174ZM193 59V60H192ZM197 59H198V61H197ZM84 60V63L86 62L87 64L85 65L84 63H81L82 61ZM101 60V61H100ZM105 60H106V62H105ZM111 60H113V61H111ZM116 60V61H115ZM139 60H140V64H141V66H140V64H138L137 66H135V64H137L136 62H138L139 63ZM155 60L157 61V62H155ZM163 60V61H162ZM167 60H169V61H167ZM181 60V61H180ZM184 61V65H183V61ZM54 61V62H53ZM104 61V62H103ZM126 61V62H125ZM131 63H130V62ZM144 61V63H142ZM153 61H154V63L155 64H153ZM159 61H161L160 63H159ZM187 61V68H185L184 66H186L185 65V62ZM39 62H42V63H39ZM64 62V63H63ZM77 62V63H76ZM79 62V63H78ZM93 63V65L94 64H96L97 65V63L98 62H100V67H99V63H98V68H97V66H93V67H96L95 69L93 68V71L95 70H97V73L94 71H92L91 69H92V67H90V64H89V66H88V63ZM97 62V63H96ZM103 62V63H102ZM114 62V63H113ZM115 62H119V64H117V63H115ZM120 62H121V64H120ZM124 62V63H123ZM150 62V63H149ZM196 62H198V63H196ZM44 63V64H43ZM53 63V65H50V64H52ZM55 63H56V65H55ZM62 63H63V65H62ZM69 63V64H68ZM72 63V64H71ZM74 63V64H73ZM111 63H113V64H111ZM157 63V64H156ZM159 63V64H158ZM182 63V64H181ZM207 63V62H206ZM60 64V65H59ZM75 64H77V65H75ZM103 64V65H102ZM115 64V65H114ZM146 64V65H145ZM153 64V65H152ZM181 64V65H180ZM193 64H195V65H193ZM200 66H199V65ZM59 65V66H58ZM66 65V66H65ZM72 65H74V66H72ZM83 65V66H82ZM85 65V66H84ZM101 65H102V67L103 68H108L107 69V71H106V69L104 70V69H101ZM106 65V66H105ZM121 65V66H120ZM123 65V66H122ZM134 65V66H133ZM144 65V66H143ZM199 67V69H198V67ZM40 66H43L44 68H42V67H39ZM51 66V67H50ZM53 66V67H52ZM57 66V67H56ZM60 66H63V67H60ZM70 66L72 67V68H74V67H76V68H78V67H80V68H78L79 70L77 71V69L76 68H74L75 70H72L71 68H70ZM87 66V67H86ZM105 66V67H104ZM149 66V67H148ZM47 67V68H46ZM55 67V68H54ZM68 67V68H67ZM114 67V68H113ZM117 67V68H116ZM193 67H194V70H193ZM38 68H39V71H37L38 70ZM53 68V69H52ZM59 68H61V70L58 69ZM82 68V69H81ZM88 68H90V72L89 71H87L88 70ZM128 68V69H127ZM147 68H149V69H147ZM155 68V67H154ZM159 68V67H158ZM197 68V69H196ZM42 69H44V73H42L41 71H43ZM46 69V70H45ZM48 69H50L49 71H47ZM57 69V71L55 72V70ZM70 69V70H69ZM80 69H81V72L83 71V69L84 70H86L88 73H86L85 71V73L88 75V78H87V75L84 73H82V74H80V75H83L82 76V78H81V76L79 75V73L78 72H80ZM98 69H101V70H98ZM151 69H153V68H151ZM185 69H186V71H185ZM189 69H191V70H193V71H191V70H189ZM204 69H206L205 71H203ZM13 70H15V69H13ZM72 70V72L70 73V71ZM105 71V73H104V71ZM109 70H111V71H109ZM112 70H114L113 71V74H111V72H112ZM121 70H122V72L124 73V72H126V73H122L121 72ZM200 70H201V72L202 73H200ZM16 71V73H17V70H15ZM51 71V72H50ZM54 71V72H53ZM66 71H67V73H66ZM73 71H75V72H73ZM100 73H104V74H100L99 75V72ZM120 71V72H119ZM152 71V70H151ZM196 71V72H195ZM208 71V72H207ZM35 72V74H32V73H34ZM39 72V73H38ZM45 72H47V73H45ZM49 72V73H48ZM68 72H69V75H68ZM80 72V73H81ZM108 72H110V73H108ZM117 72V73H116ZM129 72H131V73H129ZM189 72L191 73V74H189ZM12 73H15V72H12ZM11 72H10V74H12ZM25 73H24V75H25ZM76 74V75H79L80 77H78V76H75V75H72V74ZM89 73H93L92 74V76L94 75V73H95V76L92 78V76H91V74H90V76H89ZM127 73H129V74H127ZM206 75H205V74ZM211 73V74H210ZM106 74L108 75V77L111 79H107L108 77H106ZM111 74V75H110ZM120 74H122V76H124L125 74V76L124 77H122ZM256 74V73H255ZM13 75H16V74H13ZM30 75H32V76H30ZM34 75V76H33ZM117 75V76H116ZM205 75V76H204ZM211 76V77H207V76ZM17 76H19V74H17ZM17 76H16V78H17ZM56 76V77H57ZM62 76H64V78L65 77H67V80H68V78L70 79V80H72L73 79V77L72 76H74V78H77V79H75V83L76 82H78V80H80L78 83L80 84H76L77 85V87H76V85H75V83H74V81H73V83H72V81H71V83L72 84H74V86L69 82H67V83H64V84H67V85H69V86H66V85H64L63 84V82L64 81H62ZM97 76H98V78H97ZM105 76V77H104ZM112 76V77H111ZM191 76H193V78L191 77ZM200 76V77H199ZM201 76H203V77H201ZM27 77H25L26 79H28ZM40 77V76H39ZM38 77V78H39ZM72 77V78H71ZM89 77H91L92 78V80L94 81V82H92V80L89 82V80L88 79H90ZM101 77H103V78H101ZM118 77V78H117ZM196 77V78H195ZM19 78V77H18ZM38 78H36V79H38ZM58 78V77H57ZM63 78V79H64ZM79 78V79H78ZM83 78H84V80H83ZM87 78V79H86ZM114 78V80L112 81V79ZM116 78V79H115ZM131 78V77H130ZM130 78H129V80H130ZM199 78V79H198ZM35 78H34V80H36ZM41 79V78H40ZM39 79V80H40ZM49 79H50V81H49ZM66 79V78H65ZM87 81H86V80ZM120 79V80H119ZM123 79V80H122ZM154 79H156V80H158V78H154ZM207 79H205V83H207ZM213 79V78H212ZM29 80H31V79H29ZM43 80V79H42ZM47 80V81H46ZM106 80V81H105ZM108 80V81H107ZM132 80V79H131ZM169 81V83H168V81ZM83 81H85V82H87V83H84ZM112 81V82H111ZM116 81V82H115ZM122 81V82H121ZM155 81V80H154ZM161 81V80H160ZM159 81V82H160ZM165 81V82H164ZM171 81V82H170ZM45 82H44V84H45ZM83 82V83H82ZM96 82V83H95ZM97 82H99V83H97ZM125 82H126V84L128 85V87L130 86H133V89H131L130 87H129V89L131 90V92H129V89H128V87H127V85L125 84ZM132 82V81H131ZM61 83H62V85H63V87L65 88H62V86H61ZM94 83V84H93ZM114 85H113V84ZM168 83V84H167ZM211 83V82H210ZM45 84V85H46ZM50 84H51V87H50ZM52 84L54 85V86H52ZM70 84H71V86H70ZM84 84V85H83ZM101 84V85H100ZM102 84H105V85H102ZM109 84V85H108ZM133 84V83H132ZM27 85V84H26ZM29 85V84H28ZM81 85H83L82 87H81ZM106 85H107V87H106ZM118 85V86H117ZM126 85V86H125ZM170 85V86H169ZM60 86H61V88L62 89H60ZM85 86V87H84ZM87 86V87H86ZM127 87V88H125V87ZM165 86H167V88L165 87ZM25 87V86H24ZM37 87H39V86H37ZM54 89H53V88ZM68 87V88H67ZM69 87H71V88H69ZM76 87V88H75ZM91 87V88H90ZM100 87V88H99ZM105 89H104V88ZM113 87V88H112ZM155 87V88H156ZM165 87V88H164ZM27 88V86L25 87V89ZM49 88V89H48ZM72 88H75V90L74 89H72ZM86 88V89H85ZM159 88H156L158 91H161ZM170 90H169V89ZM177 88H180V87H177ZM51 89V90H50ZM57 89V90H56ZM66 89H68L67 90V94H66ZM90 90V92L91 93H89V90ZM92 89H94L93 91H92ZM103 89V90H102ZM107 89H109V90H107ZM128 89V90H127ZM171 89H172V91H171ZM60 90V91H59ZM70 90H71V92H70ZM78 90V91H77ZM80 90V91H79ZM82 90V91H81ZM85 90V91H84ZM107 90V91H106ZM119 90V91H118ZM127 90V91H126ZM163 90H164V92H163ZM53 91H55V92H53ZM64 91V92H63ZM69 91V92H68ZM76 91V92H75ZM84 91V92H83ZM98 91H99V96H98ZM167 91H168V93H167ZM169 91H171V92H169ZM179 91V89L176 91V92H178ZM51 92V93H50ZM53 92V93H52ZM58 92H59V94L62 96H58L57 94H58ZM63 92V93H62ZM73 92V93H72ZM80 93V96H79V93ZM102 92V93H101ZM115 92V93H114ZM117 92H119V93H117ZM173 92V93H172ZM54 93H55V95H57V96H55L54 95ZM71 93V95H69ZM85 93H86V95H85ZM105 93V94H104ZM130 95H129V94ZM161 93V92H160ZM174 93H175V95H174ZM190 94L188 97H187V95L188 94ZM47 94V95H46ZM49 94V95H48ZM54 95L55 96V98H53L52 97V95ZM66 94V96L64 97V95ZM89 94H91V95H89ZM107 94H108V96H107ZM73 95V96H72ZM81 95H84V96H86V97H84V96H81ZM89 95V96H88ZM97 95V97H95V96ZM111 95V96H110ZM114 95V96H113ZM116 95V96H115ZM117 95H119V97L120 98H118V96ZM125 95V96H124ZM127 95V96H126ZM162 95V96H163ZM177 95V96H176ZM185 95H186V97H185ZM47 96H49V97H47ZM68 96V97H67ZM71 96V97H70ZM90 97V98H88V97ZM91 96H92V98H91ZM94 96V97H93ZM106 96H107V98H109L108 99V102H107V98H106ZM123 96V97H122ZM165 96H168V95H165ZM52 98V99H54V100H51V101H56L55 102V104L56 105H58L57 107H55V104L52 106V103L53 102H49V101H47V100H45L44 98ZM67 97V98H66ZM70 97V98H69ZM79 97V98H78ZM105 98V100H104V98ZM130 97V98H129ZM133 99H132V98ZM176 97V98H175ZM185 97V98H184ZM46 98V99H47ZM56 98H59V99H57L56 100ZM61 98H64V100L63 99H61ZM75 98V99H74ZM83 98L84 99H86V100H84L83 101ZM89 99V102H88V99ZM93 98H95L96 100H94ZM98 98V99H97ZM101 98V99H100ZM113 98V99H112ZM139 98V97H138ZM179 98V99H178ZM183 98V99H182ZM187 98H188V100H187ZM191 98V99H190ZM35 99V100H34ZM37 99H39L38 100V102H37ZM42 99H44V100H42ZM78 99H80V100H78ZM115 99V100H114ZM116 99H117V101H116ZM128 99V100H127ZM136 101H135V100ZM176 99V100H175ZM58 100H61V101H58ZM73 100V101H72ZM100 100V103L98 104V101ZM110 100V101H109ZM132 100V101H131ZM178 100H180L179 101V104H178ZM186 102H185V101ZM45 101H47V102H45ZM58 101V102H57ZM65 101H66V104H65ZM81 101L82 102H84V103H81ZM95 101V102H94ZM103 101H105L103 104H101ZM139 101H140V99H139ZM139 101H138V103H139ZM177 101V102H176ZM44 104L45 103V105H43L42 103ZM93 102V103H92ZM115 102V103H114ZM134 102V103H133ZM140 102V103H141ZM183 102V103H182ZM187 102H188V104H187ZM28 103H29V105H28ZM35 103H36V105H35ZM48 103H49V106L51 107V109L50 108H48V107H46V104H47V106H48ZM92 103V106H90V104ZM96 103V105L95 106H93L94 104ZM125 103V104H124ZM136 103V104H135ZM145 103H147V104H145ZM155 103V104H154ZM161 105H160V104ZM186 103V104H185ZM39 104V105H38ZM41 104L43 105V106H45L44 108H43V106H41ZM64 104V105H63ZM165 104V105H164ZM175 104V105H174ZM62 105V106H61ZM98 105H100V106H98ZM109 105V106H108ZM133 105V106H132ZM147 105H148V107H147ZM157 107H156V106ZM158 105H160V106H158ZM176 105H181L180 106V108L182 107V105H183V107L180 109H178V107L176 106ZM209 105V104H208ZM27 106H26V108H27ZM38 106H39V108H38ZM60 106V107H59ZM67 106V107H66ZM90 106V107H89ZM98 106V107H97ZM103 106V107H102ZM105 106H107V108H104ZM121 106H123V107H121ZM131 106V107H130ZM140 106V107H139ZM187 106V107H186ZM203 106H205V107H203ZM31 107L29 108V110L31 109ZM34 107H32V112L30 111V113L33 115V117L35 116V112L37 111L38 112V110L37 109H35ZM80 107V108H79ZM86 107V108H85ZM99 108L100 107V110L98 111V110H96V109H94V108ZM155 107V108H154ZM166 107H167V109H166ZM185 107H186V109H185ZM200 107H202L200 110H203V109H205L207 106H206V103L204 104L203 103V101L201 100V102H200ZM47 108H48V110H47ZM53 108H56L55 110H53ZM67 108V109H66ZM78 108V109H77ZM85 108V109H84ZM101 108H102V110H101ZM134 108V109H133ZM141 108V109H140ZM148 108V109H147ZM162 108L164 109L163 111H162ZM175 108H177V109H175ZM34 109V110H33ZM43 109H44V112H43ZM50 109V110H49ZM57 109H58V111H57ZM61 109V110H60ZM103 109H105V111L103 110ZM138 109V110H137ZM150 109H151V111H150ZM169 109V112L168 111H166V110H168ZM182 109H184L185 110V112L182 110ZM26 111H28V109H25ZM60 110V111H59ZM64 110V112H63V114H60V113H62L61 111H63ZM71 110V111H70ZM74 110V111H73ZM77 110V111H76ZM78 110H80V111H78ZM87 110H90L89 112L87 111ZM158 110V111H157ZM171 110H172V112H171ZM176 111L177 110V113L176 112H174V111ZM188 110V113L189 114H191L190 116H192V117H189V118H187L188 116V114H187V111ZM47 111H49L48 113H50V111H51V117H49L50 115H48V114H46L47 113ZM53 111L55 112V111H57L58 112V114L61 116V118L63 117L64 119H60V118H58V117H55L54 119H60L61 121H60V123L58 122V121H54V119H53V117L54 116H56V114L57 113H55V115H52V113H53ZM69 111V112H68ZM72 111L73 112H75V114H71L72 113ZM135 111H137V112H135ZM154 111H157V112H154ZM181 112V113H179L178 114V112ZM183 111V112H182ZM85 112V113H84ZM87 112V113H86ZM95 112V113H94ZM103 112V113H102ZM164 112V114H161V113H163ZM174 112V113H173ZM29 113V111H28V116H27V123L28 124H30V122H31V124L33 123V121H34V119H33V117H32V115ZM35 113V114H34ZM65 113V114H64ZM90 114V116H89V114ZM98 113V114H97ZM100 113H102V114H100ZM129 113V114H128ZM135 113V114H134ZM184 113H186V115L184 114ZM13 113H11V115H12ZM27 114V113H26ZM30 114V115H29ZM45 114H46V117H45ZM54 114V113H53ZM71 116H70V115ZM100 114V115H99ZM108 114V115H107ZM171 114V115H170ZM178 114V118H177V115ZM185 116H184V115ZM196 114V115H195ZM205 114H207V115H205ZM59 115H57V116H59ZM69 115V116H68ZM87 115V116H86ZM96 117H95V116ZM98 115V116H97ZM125 115H126V117H125ZM133 115H135V117L133 116ZM156 115H158V116H156ZM163 115V116H162ZM173 115L175 116V117H173ZM182 115H183V117H186V119L185 118H183L182 117ZM200 117H199V116ZM44 116V117H43ZM59 116V117H60ZM65 116V117H64ZM68 116V117H67ZM73 116V117H72ZM77 118H76V117ZM83 116V117H82ZM93 116V117H92ZM101 116H107V121H105V119H106V117H105V119H104V117H102L101 118ZM124 116V117H123ZM172 116V117H171ZM198 116V117H197ZM15 117V114H14V116L12 117L11 116V118H12V120H14V119H16V118H14ZM84 117H85V120H84ZM90 117V118H89ZM99 119H98V118ZM133 117H134V119H133ZM140 117V118H139ZM167 117H169V118H167ZM193 117H194V120H192L193 119ZM211 117H212V115L210 114V120H211ZM14 118V119H13ZM83 118V119H82ZM109 118V119H108ZM110 118H111V122L109 121L110 120ZM131 118V119H130ZM136 118V119H135ZM173 118H175V120H172ZM198 118H201L198 122L196 121L195 122V120L196 119H198ZM213 118V117H212ZM28 119H32V120H30V121H28ZM66 119H68V121L66 120ZM69 119L71 120V123H70V121H69ZM72 119H73V121H72ZM76 119V120H75ZM79 119V120H78ZM93 119V120H92ZM102 119H104V120H102ZM126 119V120H125ZM142 121H141V120ZM172 121H171V120ZM190 119V120H189ZM204 119H202V120H204ZM209 119V118H208ZM64 120H66V121H64ZM75 120V121H74ZM90 120V121H89ZM97 120H98V122H97ZM118 120H119V122H118ZM131 120V121H130ZM186 120V121H185ZM189 120V121H188ZM206 120H207V118H206ZM213 120V119H212ZM121 121V122H120ZM124 123H123V122ZM128 121H129V123H128ZM136 123L137 121H138V123L137 124H135L134 122ZM158 121V122H157ZM55 122V123H54ZM66 122V123H65ZM83 122H85L86 123V125H85V123H83ZM89 122H90V124H89ZM97 122V123H96ZM104 122H105V124H104ZM110 122V123H109ZM132 122V124H130ZM140 122V123H139ZM142 122V123H141ZM190 122V123H189ZM202 122V121H201ZM206 125L205 126H207V124H211L210 123V121H209V123H206L205 122V120L203 121ZM43 123V122H42ZM59 125H62V123L64 124L63 126H60L59 127V130H58V127L57 126H59ZM72 123H73V125H72ZM77 123V124H76ZM80 123H82L81 124V126H79V124ZM94 123V124H93ZM108 123V124H107ZM114 123V125L112 126V124ZM178 123V124H177ZM185 123V124H184ZM34 124V123H33ZM53 124V125H52ZM56 126H55V125ZM66 124V125H65ZM71 124V125H70ZM92 124L96 127V129H94L95 127L94 126H92ZM97 124H102V125H104L105 126V132H107V133H105L104 131L102 132V131H100L99 132V129L97 128V126H99V125H97ZM111 124V125H110ZM124 124L126 125L125 127H124ZM177 124V125H176ZM182 124H184V126L182 125ZM187 124V125H186ZM190 124V125H189ZM200 124V123H199ZM52 125V126H51ZM68 125V128L67 127H65V126H67ZM76 125V126H75ZM84 125L86 126V127H90V126H92V127H90V129L92 130V138H91V133H90V129H88L89 130V132L87 131V130H85V131H83L84 130V128L86 129V127H84ZM119 125H121V126H119ZM136 125H137V127H136ZM189 125V126H188ZM84 128H83V127ZM110 126H112V127H110ZM117 126V127H116ZM123 126V127H122ZM140 126V127H139ZM177 127V129H176V127ZM181 126H183V127H185L184 129H186V130H184V129H182V127ZM200 126H201V129L199 128V129H197L198 131H200V132H202L204 135H205V132L207 131V129L206 128H208L209 127V125L207 126V127H205V130H203L204 129V126H203V123L202 124H200ZM62 127H64V128H66V129H62ZM70 127V128H69ZM73 127V128H72ZM75 127V128H74ZM79 127V128H78ZM113 127H115V128H113ZM149 127V128H148ZM180 127V128H179ZM195 127V126H194ZM194 127L192 128L193 130H194ZM53 128V129H52ZM121 128V129H120ZM160 128V129H159ZM210 129L209 130H212L211 128V126L209 127ZM62 129V130H61ZM74 130L73 132H72V130ZM112 129H114L113 131V133L114 134H112L111 132V130ZM124 129H123V131H124ZM52 130V131H51ZM57 130V131H56ZM67 130V131H66ZM80 130V131H79ZM94 130H96V131H94ZM107 130H109V131H107ZM141 130H143L142 132H141ZM181 130H182V132H181ZM48 131V130H47ZM61 131V132H60ZM63 131V132H62ZM111 131V132H110ZM122 131V132H123ZM184 131H185V133H184ZM187 131V132H186ZM65 132V133H64ZM74 133V134H72V133ZM81 132V133H80ZM88 134H87V133ZM99 132V133H98ZM141 133V135H143V136H140L139 138H138V136L140 135V133ZM210 132H212V131H210ZM77 135H76V134ZM78 133H80V134H78ZM98 133V134H97ZM104 133V134H103ZM188 134L189 135V137H185V134ZM207 134L206 135H208V131L206 132ZM108 134H111V136H109ZM174 134H176V135H174ZM184 135V136H181V135ZM187 134H186V136H187ZM67 135V136H66ZM94 135V136H93ZM173 135H174V139H173ZM77 136V137H76ZM148 136V137H147ZM181 136V137H180ZM95 137V138H94ZM147 139H146V138ZM177 137H178V139H177ZM183 137V138H182ZM56 138V137H55ZM68 138V139H69ZM109 138H105V140H107V139H109ZM149 138V139H148ZM188 138H189V140H188ZM191 138V139H190ZM67 139V138H66ZM178 140V142H177V140ZM182 139V140H181ZM97 140H99V139H97ZM175 140V141H174ZM56 141H58V137L56 138ZM142 142H143V140H141ZM140 141V142H141ZM156 141V142H155ZM159 141V142H158ZM188 141H189V143H188ZM151 142H152V144H151ZM154 142V143H153ZM177 142V143H176ZM187 142V143H186ZM148 143H150V144H148ZM156 143V144H155ZM157 143L159 144V145H157ZM174 143V145H172ZM161 144V145H160ZM150 145H151V147H150ZM153 145H154V148H153ZM156 145V146H155ZM180 145V146H179ZM182 145V146H181ZM187 145V146H186ZM191 145V144H190ZM184 146H186V147H189V149H188V151H187V148L186 147H184ZM156 148V149H155ZM169 148H171V149H169ZM173 148H174V150H173ZM178 148H180V149H178ZM217 148V145H216V147H215V149ZM80 149V150H79ZM84 149V151L83 152H85V150H88L89 148H87L86 147V149H85V147H83V146H81L80 148H78V151H81V150H83ZM151 149H153L152 151H151ZM163 149V150H162ZM220 148H217V150H219ZM160 150V151H159ZM179 150V151H178ZM186 152H185V151ZM90 150H88V151H86V153L85 154H88L89 155V152ZM92 151H97V152H94V153H96V154H94V156L96 157V156H100L101 154H100V152H98V150H93L92 149ZM92 151L90 152V154L92 155V157H90V158H94V156H93V153H92ZM145 151V152H144ZM154 151H157L156 153L154 152ZM178 151V152H177ZM180 151H183L182 153H184V154H182ZM191 151H196V153L195 152H191ZM83 152H82V154H83ZM146 152H148V153H146ZM150 152V153H149ZM81 153V152H80ZM142 153H145V155L144 154H142ZM163 153V154H162ZM172 153H173V155H175L174 157H172L173 155H172ZM175 153V154H174ZM191 153V154H190ZM84 154V155H85ZM98 154V155H97ZM137 154V155H138ZM142 154V155H141ZM149 154V155H148ZM163 156H162V155ZM165 154V155H164ZM180 154V155H179ZM188 154H189V157H188ZM86 156V157H89V156ZM148 155V156H147ZM177 155H179L178 157H177ZM187 155V156H186ZM147 156V157H146ZM152 156V157H151ZM156 156V157H155ZM160 156V158H158V157ZM168 156V157H167ZM180 156L182 157V158H180ZM197 156V155H196ZM137 157H138V159L140 160V162L142 161L143 163H144V165H143V163L141 162H139V160L137 159ZM161 157H163V159L161 158ZM177 157V158H176ZM183 157H185V159L183 158ZM187 157V158H186ZM56 157L55 156H50V159L51 160H53V159H55ZM143 158H149V159H147L148 160V162L149 163H147V160L146 161H144L145 159H143ZM159 160H158V159ZM166 158V159H165ZM176 159H179V161H181V162H179V161H177ZM186 159H189V160H186ZM192 159V160H191ZM158 160V161H157ZM174 160H176V161H174ZM197 160V159H196ZM195 160V161H196ZM155 161V162H154ZM159 161H160V163H159ZM162 161V162H161ZM187 161H189V162H187ZM195 161H193V162H195ZM187 162V163H186ZM192 162V163H193ZM147 163V164H146ZM191 163V164H192ZM167 164H169V165H167ZM171 164H173V165H171ZM178 164V165H177ZM142 165V166H141ZM145 165H147V167L148 168H141V167H146ZM167 165V166H166ZM175 165V166H174ZM151 166V167H150ZM163 166V167H162ZM174 166V167H173ZM184 166H186V165H184ZM190 166H192V165H190ZM126 167V165L124 166V169H126L125 168ZM160 167H162V168H160ZM164 167H166V168H164ZM121 169L123 168L122 166L120 167ZM171 168V169H172ZM77 169V168H76ZM94 169H95V171H96V168L94 167ZM145 170V171H143V170ZM10 167H8L6 170H5V172L6 173H10ZM123 170V169H122ZM147 170V171H146ZM155 170V168H151V170L149 171V172H147V173H149V174H154V173H156V172H158L157 171V169L155 170V172H152V171H154ZM164 170H162V171H164ZM92 172H94V171H92ZM97 172H99V171H97ZM100 173V172H99ZM82 174H85V173H83L82 172ZM81 174V175H82ZM97 174V173H96ZM81 175H79V177L81 176ZM87 176H88V174H86ZM93 175V173L90 175V177H88V178H91V180L93 179L92 176ZM101 177L99 178L100 180H97L98 179V176H99V174L97 175V176H95L94 175V178H96L97 177V181L98 182H96V180H94L93 179V181H94V183L92 182V181H90L91 182V184L93 183V184H95V185H91L90 183H89V185H91L93 188H94V190L96 189L95 187H96V184H98L99 183V181L100 182H102V179L104 180V184L103 183H101V184H103V185H97L99 188L101 187V189L102 190H104V189H106L107 188V186H104V185H108V186H115V185H112V184H116L117 185V183H116V181L118 180V179H116L115 178V180L113 179H111V180H105V179H109V177L108 176H106V175H104V174H102L101 173ZM163 178H164V176H162ZM161 177V179H163ZM167 177H169V176H167ZM166 177V178H167ZM83 178H86L84 175L82 176V179ZM105 178V179H104ZM81 179V180H82ZM87 179V178H86ZM160 179V178H159ZM159 179H152L150 182H148V183H152V185L155 183L154 181H156V184H157V186H158V184L159 183H157L158 182V180ZM170 179V178H169ZM174 179V178H173ZM175 179H177V177H175ZM179 179V178H178ZM84 181H85V179H83ZM90 180V179H89ZM154 180V181H153ZM167 180H168V178H167ZM167 180L164 178V181H166V183L164 182V181H162V180H159V181H162V184H159L160 186H159V188L161 189V191H162V188L163 189H165V186H162V188H161V185H167L169 182H171V187H169L168 185V187H169V189L170 188H174L173 186H172V184L173 183H175V185H176V183H177V180H172V181H169V182H167ZM84 181H80V184H79V182H78V185H80V187L82 186V184H81V182H84ZM113 181H115L114 183H113ZM149 181V180H148ZM175 181V182H174ZM179 181V180H178ZM86 183H88V179L85 181ZM118 182V181H117ZM161 183V182H160ZM164 183V184H163ZM150 184H144V186H146L147 188H146V190H148V189H150V187H153L152 185H150ZM170 184V183H169ZM178 184L179 183H177V185L175 186V188L178 186ZM174 185V184H173ZM102 186H104V188H102ZM166 186V189H167V191L169 190L168 189V187ZM111 187V188H112ZM90 188V187H89ZM110 188V189H111ZM157 187H156V185L153 187V188H151L152 189V192H153V189H156ZM81 190H82V187L80 188ZM92 189V188H91ZM98 189V188H97ZM101 189H99V190H101ZM109 189V190H110ZM144 189L145 188H143V190H139L138 191V193L140 194V195H138V193H137V191H136V194L135 195H138L139 197L141 196L142 197V194H144L143 192H146V191H144ZM158 189V188H157ZM160 189H159V191H160ZM93 190V189H92ZM106 191H108V189L106 190ZM151 191V190H150ZM164 191H166V190H164ZM164 191H162V193L164 192ZM173 191V189H171V191L169 190L168 192H165V193H167L166 195L168 196H172L173 194H169L170 192L171 193H173L172 192ZM188 191H192V192H188ZM186 193H190V194H186L185 193V197L188 199V198H192V196L193 195H195V193L192 195L191 193H193V189H189ZM148 192H149V190H148ZM158 192V191H157ZM156 192V193H157ZM147 193V192H146ZM155 192L153 193V194H156ZM164 193V194H165ZM182 193V192H181ZM181 193H179L178 195H176V201L174 200L173 201V197H169L170 198V200L172 201V202H174V204L172 203V202H170V205H172L170 208H166L167 210H168V212L165 210V212H167L168 213V216H166V214L167 213H162L161 211V213L163 214V215H165V220L164 221H167L166 219H168L169 218V216L171 215L172 216V214H171V212H172V210H174V208L173 209H171L172 207H175V211H173V213L174 212H178L177 213V215L180 217V211H181V214L183 215V213H184V215L183 216H185V218L187 217V215H188V217H189V215L191 216V214H194L195 212L194 211H196L195 209H196V207H197V205H198V198L200 197H195V198H197V199H195V200H197L196 202H197V205H196V202H195V204L194 203H191V200L189 201H187V199L181 194ZM134 194V193H133ZM148 194H150V193H148ZM148 194H147V196H148ZM158 194H160V193H158ZM184 194V193H183ZM135 195L131 198V199H133L134 197H135ZM150 195H152V194H150ZM150 195H149V197H150ZM163 195V194H162ZM162 195H161V197H162ZM192 195V196H191ZM197 195V194H196ZM200 195V194H199ZM138 196H136L137 198H138ZM144 196H145V194H144ZM154 196V195H153ZM183 197V199H182V197ZM189 196V197H188ZM146 197V196H145ZM156 197H158V195L156 196ZM156 197H154V199L156 198ZM159 197H160V195H159ZM160 197V199H163V198H161ZM179 197V198H178ZM181 197V198H180ZM194 197V196H193ZM144 198V197H143ZM148 198V197H147ZM147 198H145L146 200H148ZM168 198V199H169ZM178 198V199H177ZM184 198L186 199V200H184ZM129 200V201H131L132 202V200ZM154 199H153V201H154ZM164 199H165V197H164ZM167 199V198H166ZM165 199V200H166ZM167 199V200H168ZM193 199V200H194ZM135 200H137V199H135ZM141 199H138V201H140ZM159 200V199H158ZM157 200V201H158ZM200 200V199H199ZM156 201V199H155V201H154V204H156L155 202H157ZM169 201V200H168ZM181 201H183V202H186V203H183L182 202V204H181ZM133 202L135 203V201H134V199H133ZM133 202L131 203V204H133ZM142 202V201H141ZM144 203H145V201H143ZM150 202H152V200L150 201ZM165 202V201H164ZM179 202H180V204H179ZM193 202V201H192ZM200 202H203V200H200ZM200 202H199V204H200ZM130 202H128V204H129ZM161 203V202H160ZM159 203V204H160ZM168 202H165V204H162V208H164L165 206H163V205H166ZM172 203V204H171ZM177 203V204H176ZM188 203H189V205H188ZM148 204H150V203H147L146 202V205H148ZM152 204V203H151ZM191 204H193V205H191ZM139 205V204H138ZM145 205V204H144ZM175 205V206H174ZM177 205H179V206H177ZM185 206V208L184 207H182V206ZM187 205V206H186ZM195 205V206H194ZM127 206V205H126ZM129 206H130V204H129ZM140 206H143V205H141L140 204ZM140 206H139V208H140ZM158 206V205H157ZM168 206V205H167ZM177 206V207H176ZM201 206V205H200ZM199 205H198V207H200ZM204 206V205H203ZM133 207H134V205H133ZM144 207V206H143ZM142 207V208H143ZM180 209H179V208ZM197 207V208H198ZM129 208V207H128ZM131 208H132V205H131ZM137 208V207H136ZM189 208V209H188ZM192 208V209H191ZM204 208H205V206H204ZM138 209V208H137ZM157 208L155 207V210H156ZM165 209V208H164ZM170 209V210H169ZM130 210H132V209H130ZM140 210H142L141 208H140ZM139 209H138V211H140ZM162 210V209H161ZM178 210V211H177ZM190 210V211H189ZM192 210H193V212H192ZM129 211V210H128ZM158 211V210H157ZM156 211V212H157ZM171 211V212H170ZM185 211V212H184ZM123 212V211H122ZM188 214H187V213ZM133 213H136L135 212V210H133V211H131V214H133ZM155 213V212H154ZM158 213V212H157ZM161 213H160V215H161ZM170 213V214H169ZM175 213V214H176ZM124 213H122L121 214V212H119L117 215H115L116 217H118V219H121L120 217H121V215H123ZM126 214V213H125ZM125 214L123 215V216H125ZM159 214V213H158ZM118 215H120V216H118ZM135 215V214H134ZM157 215V214H156ZM129 216H132V215H129ZM155 216V215H154ZM162 216V215H161ZM160 216V217H161ZM151 217H153L152 215H151ZM159 216H158V218H160ZM166 217H168V218H166ZM173 218H174V216H172ZM182 217V216H181ZM187 217V218H188ZM155 220H157V221H159V223H160V221L161 220H159V219H156L157 218V216H155V217H153ZM152 218V219H153ZM171 218V217H170ZM169 218V221H171V219ZM178 218V217H177ZM184 218V217H183ZM151 220V224H152V221H154L155 222V220ZM160 219H162V218H160ZM175 219H176V215H175ZM179 219V218H178ZM114 220H117V219H114ZM173 220V219H172ZM177 220V219H176ZM180 220V219H179ZM179 220H178V223H179ZM182 220V219H181ZM155 222L156 224H159L158 222ZM82 222V221H81ZM93 222H95V221H93ZM177 222V221H176ZM168 223V222H167ZM173 223V221H171V223H168V224H166V225H163V226H167V225H169L170 224V227H172L171 229H170V227L168 228V227H166V229H167V231H169V233L171 234V232L170 231H173V227H174V223H173V225L171 226V224ZM163 224V220L161 221V225ZM165 224V223H164ZM177 224V223H176ZM83 225H84V227H85V229H86V227L87 228H89L90 229V227H93V228H95V226H96V228L95 229H98L99 228V226L100 225H98V224H96V222L93 224L92 223V220H89V219H83ZM83 225H81V226H83ZM162 226V228H164ZM73 226H70V228H72ZM84 227H82V228H84ZM156 227V226H155ZM160 227V226H159ZM159 227H156L157 229H159ZM176 227V226H175ZM77 229L78 228H81V227H76ZM75 228V229H76ZM78 229L79 231L80 230H84V229ZM162 228H160V229H162ZM74 229V228H73ZM94 229V230H95ZM87 230V229H86ZM91 230V229H90ZM93 230V229H92ZM154 231H156L155 229H153ZM164 230V229H163ZM175 230H177L176 228H175ZM85 231V230H84ZM165 232H166V230H164ZM164 231H162V232H164ZM77 232V231H76ZM158 232H161V230L160 231H158ZM173 232H177V231H173ZM172 232V233H173ZM83 233V232H82ZM82 233H80V234H82ZM79 234V233H78ZM175 234H177V233H175ZM128 236V238H129V235H127ZM173 236V235H172ZM172 236H169V237H172ZM124 238H127V237H125V235L123 236ZM131 237V236H130ZM133 237V236H132ZM174 237V236H173ZM124 238L122 239V240H124ZM126 239V241L124 240L123 242H125V244L127 245L128 243H130L131 241H133V238H129V239ZM135 240L137 239V238H134ZM171 239V238H170ZM169 239V240H170ZM175 238H172L171 240H174ZM130 240V241H129ZM138 240H141V239H137L136 241H137V245L139 244V246H137V250L136 251H133L134 253L135 252H138V253H140L141 255H143L142 254V252L143 251H146V249L148 250L149 249V246L151 245L150 243V241H148V240H146V239H142L141 240V242L140 243H138ZM127 241H128V243H127ZM144 241V242H143ZM145 241H146V244L148 243L149 244V246L147 245H145ZM148 241V242H147ZM143 242V243H142ZM150 242V243H149ZM140 244H142L141 246H143V249L142 248H140ZM129 245V244H128ZM165 245L167 246L168 244H166L165 243ZM169 245L170 246H172V244H170L169 243ZM169 245H168V247H169ZM144 246H146L145 248H144ZM151 248V247H150ZM141 249V250H140ZM150 250V249H149ZM141 255H139L138 257L140 258V256ZM138 257H136V259H133V261L131 260V262H128V263H126V264H136V262H137V264H139V260H140V264L142 263V261H143V259H142V257L139 259ZM138 259V260H137ZM141 259H142V261H141Z\"/></svg>",
    "mask_w": 264,
    "mask_h": 264
}]
</instances>
